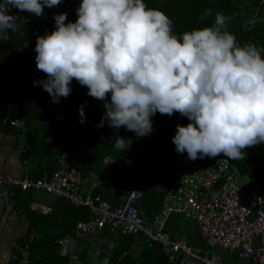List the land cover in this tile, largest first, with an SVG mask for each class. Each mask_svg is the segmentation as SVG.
Listing matches in <instances>:
<instances>
[{"label":"clouds","instance_id":"1","mask_svg":"<svg viewBox=\"0 0 264 264\" xmlns=\"http://www.w3.org/2000/svg\"><path fill=\"white\" fill-rule=\"evenodd\" d=\"M61 2L0 0V41L18 30L12 8L43 16ZM76 12L67 23L66 13L55 14V29L36 37V66L46 75L39 83L53 103L70 95L75 79L104 102L100 127L107 121L138 137L153 131L157 112L179 113L189 123L176 125L172 141L190 160L221 153L243 160L244 149L264 143V50L239 44L227 30L231 17L217 12L211 26L178 36L169 16L145 0H82ZM79 115L84 123L83 106ZM129 143L117 135L114 147Z\"/></svg>","mask_w":264,"mask_h":264},{"label":"trees","instance_id":"2","mask_svg":"<svg viewBox=\"0 0 264 264\" xmlns=\"http://www.w3.org/2000/svg\"><path fill=\"white\" fill-rule=\"evenodd\" d=\"M81 2L62 0L58 6H45L43 16L11 9V14L21 19L17 21L18 30L8 33L10 39L0 41V130L16 131L4 124L3 118L10 115L12 108H19L28 127L22 132L25 135L22 158L33 167L30 170L34 176H40L44 170L53 172L59 159L65 156L68 163H80L84 174L94 173L101 179L102 186L100 184L95 188V184L92 193L101 195L113 206L125 203L134 187L144 188L139 207L154 215L163 207L166 176L171 166L168 143H173L176 125H187L188 118L179 113L168 116L157 112L151 118L153 131L138 137L125 127H109L107 121L100 127L101 117L105 113L104 102L89 96L88 88L75 79L70 85V95L61 97L59 103H53L49 93L39 83L46 79V75L36 66L37 34L45 35L55 29V14L66 13V23L75 22L78 18L76 9ZM145 3L147 7L162 10L168 15L172 20L173 33L178 36L185 31L211 26L216 13H222L231 17L227 21V30L236 36L239 44L251 43L264 50V0H145ZM208 9H211V15L201 19ZM110 97L111 94L108 95L109 101ZM81 106L86 117L82 126L78 124ZM117 135L130 141L126 149L114 147ZM107 155L114 158V164L104 163ZM221 158L220 154L212 158H199V161L204 166H213ZM230 161L239 171L255 174L264 192V143L247 148L243 160ZM12 193L16 206L24 209L30 218V228L27 235L19 239L10 264H18L19 245L27 243L29 264H96L92 250L98 241L93 242L84 235L79 236L82 250L76 249V259L61 254L62 237L76 234L77 223L89 218L87 206H77L69 198L55 196L50 205L52 210L46 213L31 209L33 189L15 187ZM179 219L180 215H173L167 225L174 239L183 237ZM98 232L102 236H110L107 229L93 235ZM32 233L34 237L30 240ZM115 237L117 244L110 259L115 261L126 250L129 254L122 262L114 264H171L158 242L145 241L142 235ZM240 263L238 260L235 264Z\"/></svg>","mask_w":264,"mask_h":264},{"label":"built area","instance_id":"3","mask_svg":"<svg viewBox=\"0 0 264 264\" xmlns=\"http://www.w3.org/2000/svg\"><path fill=\"white\" fill-rule=\"evenodd\" d=\"M81 126L84 123L78 121ZM3 123L20 130L28 129L26 119L15 107ZM173 163L166 176V188L162 209L149 215L139 207L145 191L134 187L125 203L113 206L101 195L84 187L95 178L94 173L84 174L80 163L71 164L62 156L53 172L44 170L40 176L32 178L27 168L20 179L0 175V184L7 185L8 192L15 186L23 190L41 189L56 197L69 198L77 206H87L89 218L77 223L76 234L62 237L61 254L76 259L75 253L79 236H92L97 231L107 229L112 235H143L150 242H158L171 264H227L217 252L211 249H226L235 254L240 264H264V192L257 176L249 171L239 172L233 163L221 153L217 165L204 166L199 158L190 160L187 153L176 151L174 143ZM107 165L114 164V158H104ZM203 166V167H202ZM247 180L240 184V178ZM50 211L46 208L45 212ZM173 215L193 219L199 228L208 249L201 250L190 245L186 238L174 239L167 230ZM153 224L156 229L151 228ZM34 237L32 233L29 237ZM18 264H29V245H19ZM108 247L95 250L96 257L103 256L99 264L122 262L129 254L124 251L115 261L110 259Z\"/></svg>","mask_w":264,"mask_h":264},{"label":"crops","instance_id":"4","mask_svg":"<svg viewBox=\"0 0 264 264\" xmlns=\"http://www.w3.org/2000/svg\"><path fill=\"white\" fill-rule=\"evenodd\" d=\"M18 131L20 130L16 129V131L8 132L0 130V175H8L13 178L20 179L25 174L24 169L27 168L31 177L36 178V176H34L33 172L30 170L33 167L26 164L22 158V152L24 150L25 144V135L24 133H22L24 131ZM168 147L171 151L172 166L174 156L171 142L168 143ZM91 183H93L92 185L90 184V190L92 191L95 184L96 188L102 182L101 179L97 176ZM15 187L20 188V186ZM14 188L12 189V192L14 191ZM31 189H33V194L37 190L34 188ZM12 192H8L7 185L0 184V264H10L12 262L15 257V248L18 245L19 239L27 235L30 228V218L28 217L24 209L18 208L16 206L15 201L12 198ZM53 201L54 197L47 201L41 198L39 199L38 193L36 192V196L34 197L33 201H31L30 207L32 210H41L45 212L46 208H50V210H52V207L50 205ZM109 234L110 236H102L101 232H98L93 236H88L89 240L93 242L98 241V243H96V247H94L92 250V254L93 252L95 253L96 249L101 247H108L112 253L117 243L115 235L112 236L111 233ZM145 241L148 240L146 239ZM77 250L81 251L82 245L79 244ZM93 258L96 264L101 263V260L95 257V255L93 256ZM74 264L82 263L76 262Z\"/></svg>","mask_w":264,"mask_h":264},{"label":"rangeland","instance_id":"5","mask_svg":"<svg viewBox=\"0 0 264 264\" xmlns=\"http://www.w3.org/2000/svg\"><path fill=\"white\" fill-rule=\"evenodd\" d=\"M244 152L246 155L247 149H244ZM246 180H247L246 177L241 176L239 183L243 184ZM100 186H102V184ZM90 187L91 185L87 184L85 185L84 190L88 192L90 190ZM36 192L38 193V198L39 199L41 198L45 201L51 199L52 197H55L52 194H49L48 192H45L41 189H37ZM36 192L34 193V197L36 196ZM179 220L180 221L178 225H179L180 230L183 232L182 239L185 237L187 242L190 245L195 246L196 248L201 249V250H207L208 249L207 244L201 236L197 223L193 219L186 218L185 216H182V215H180ZM151 228L156 229V227L153 224H151ZM214 251H216L217 255L223 258L224 262L227 264H235L238 261L236 259L235 254L229 252L226 249H220V248L211 249L212 253Z\"/></svg>","mask_w":264,"mask_h":264}]
</instances>
